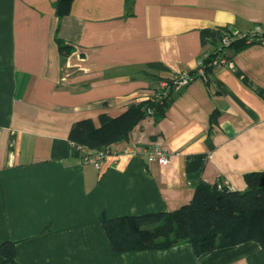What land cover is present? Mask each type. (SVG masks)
<instances>
[{
    "label": "crops",
    "instance_id": "1",
    "mask_svg": "<svg viewBox=\"0 0 264 264\" xmlns=\"http://www.w3.org/2000/svg\"><path fill=\"white\" fill-rule=\"evenodd\" d=\"M58 1L0 0V245L16 242L18 264H264L256 242L116 254L103 227L177 211L201 182L245 191L264 173V42L233 47L98 168L69 139L76 122L99 126L155 96L158 79L195 72L222 29L264 26V0H74L62 18ZM155 145L166 166L143 154Z\"/></svg>",
    "mask_w": 264,
    "mask_h": 264
},
{
    "label": "trees",
    "instance_id": "2",
    "mask_svg": "<svg viewBox=\"0 0 264 264\" xmlns=\"http://www.w3.org/2000/svg\"><path fill=\"white\" fill-rule=\"evenodd\" d=\"M74 0H59L57 15L62 18L69 14ZM133 0H126L128 10ZM231 33L230 28L221 31L219 47L215 53L205 55L208 64L217 58L224 47L222 38ZM263 43V42H262ZM245 40H235L227 47V58L233 47L251 46ZM62 55L67 56L73 48L58 40ZM209 73L211 72L208 71ZM197 70L190 75H196ZM155 88V96L131 105L118 117L102 114L99 126L91 119L76 122L69 134L74 152L78 147L90 151L112 150L127 141L133 130L146 118L148 110H154L156 119H161L173 100L176 81L173 78H160ZM165 84V87L161 85ZM216 122V115L212 116ZM247 189L236 191L226 185H209L201 182L195 190L190 204L174 212L147 213L139 216L118 217L103 222L112 250L116 254L158 252L189 244L196 257L235 247L248 242L258 243L264 250V173H250L245 176ZM2 264H18L16 242L7 241L0 245Z\"/></svg>",
    "mask_w": 264,
    "mask_h": 264
},
{
    "label": "built area",
    "instance_id": "3",
    "mask_svg": "<svg viewBox=\"0 0 264 264\" xmlns=\"http://www.w3.org/2000/svg\"><path fill=\"white\" fill-rule=\"evenodd\" d=\"M235 40H245L246 44L250 45L253 43H262L264 42V26H256L254 29L248 32H241L236 30H231V33L226 34L221 41V47H224V51H221V54L210 61L208 64L204 63V56L197 67L196 75H182L175 77L176 81V90H181L182 88L188 86L191 82H193L197 78L207 79L209 74L208 71L213 70L218 66H223L228 62L227 58V47H229ZM165 87V84L161 85ZM154 116V110H148V117ZM78 150L83 154L84 162L86 164L94 165L95 167H99L101 161H103L109 154L110 150H102V151H90L84 147H78ZM127 152H131V148L128 147L126 149ZM143 154L147 157V161L149 163L158 162L162 166H166L169 163V154L161 148L159 145H155L151 148H147L143 151Z\"/></svg>",
    "mask_w": 264,
    "mask_h": 264
}]
</instances>
